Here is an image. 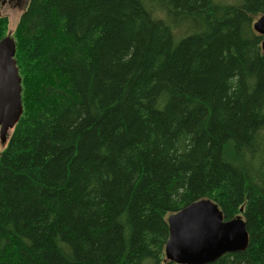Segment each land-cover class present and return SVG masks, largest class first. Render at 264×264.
I'll return each mask as SVG.
<instances>
[{
  "label": "trees",
  "instance_id": "obj_1",
  "mask_svg": "<svg viewBox=\"0 0 264 264\" xmlns=\"http://www.w3.org/2000/svg\"><path fill=\"white\" fill-rule=\"evenodd\" d=\"M263 15L264 0H30L0 264H176L168 219L200 200L249 234L211 264H264Z\"/></svg>",
  "mask_w": 264,
  "mask_h": 264
},
{
  "label": "water",
  "instance_id": "obj_2",
  "mask_svg": "<svg viewBox=\"0 0 264 264\" xmlns=\"http://www.w3.org/2000/svg\"><path fill=\"white\" fill-rule=\"evenodd\" d=\"M6 0H2L5 5ZM263 36L264 15L254 24ZM16 43L7 35L0 40V139L3 144L23 115L22 78L16 61ZM170 237L166 258L176 264H211L249 246V234L241 218L225 221L211 200H200L168 219Z\"/></svg>",
  "mask_w": 264,
  "mask_h": 264
},
{
  "label": "rangeland",
  "instance_id": "obj_3",
  "mask_svg": "<svg viewBox=\"0 0 264 264\" xmlns=\"http://www.w3.org/2000/svg\"><path fill=\"white\" fill-rule=\"evenodd\" d=\"M30 0H6L5 5L0 2V17L6 16L9 19L8 35L12 36L17 28L20 17L26 10ZM11 132L9 133L10 136ZM0 139V151L5 146Z\"/></svg>",
  "mask_w": 264,
  "mask_h": 264
}]
</instances>
